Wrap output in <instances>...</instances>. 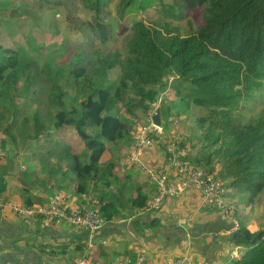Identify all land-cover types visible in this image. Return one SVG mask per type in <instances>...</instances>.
I'll list each match as a JSON object with an SVG mask.
<instances>
[{"label":"trees","instance_id":"1","mask_svg":"<svg viewBox=\"0 0 264 264\" xmlns=\"http://www.w3.org/2000/svg\"><path fill=\"white\" fill-rule=\"evenodd\" d=\"M180 1L183 10L203 8V25L183 34L179 27L140 18L123 51L113 46L114 25L136 5L149 8L143 0H80L85 16L76 6L73 16L51 24L57 32L61 26L80 32L85 46L72 52L65 41L47 54L26 42L32 52L26 57L0 42L3 143L5 134L13 150L28 151L43 171L54 169L50 177L65 163L76 174L78 191H86L98 178L108 144L128 142L171 87L182 111H203L192 129L203 154L197 164L211 171L220 165L217 177L236 198L254 204L264 194V0ZM113 4L117 16L111 15ZM73 138L84 144L82 152L68 143ZM107 202L99 212L110 222L117 210ZM233 239L245 249L229 264H264L263 229L242 227Z\"/></svg>","mask_w":264,"mask_h":264},{"label":"crops","instance_id":"2","mask_svg":"<svg viewBox=\"0 0 264 264\" xmlns=\"http://www.w3.org/2000/svg\"><path fill=\"white\" fill-rule=\"evenodd\" d=\"M168 91L161 94L165 109L158 107L161 118L167 115L165 123L162 118L163 134H151L157 137H153V146L145 151L143 160L158 171L168 172L171 183L179 185L181 179L168 152L173 136H184L178 143L184 160L197 164L196 159H202L203 154L195 132L177 124L178 118L187 119L189 114L180 106L173 107L175 93ZM132 136L133 132L126 143L108 144L99 162L98 178L87 184L86 191H78L76 174L67 172L65 163L58 175L50 177L54 169L43 171L39 159H35V167L29 166V158L26 162L8 143L3 147L0 139V203L46 204L53 196L63 195L71 203L99 210L102 202L109 201L117 210L110 222L93 233L65 221L50 226L41 220L26 224L11 210L0 209V264H73L79 258H87L89 264H115L119 260L135 264L142 251H146L147 264H166L170 257L185 254L191 256L190 264H229L239 257L244 248L233 239L232 222L222 218L217 209L204 207L203 195L194 186L168 199L158 211L147 209L157 185L138 166L129 164ZM78 142L73 148L82 152L84 144ZM52 160L57 162L55 157ZM220 169L216 163L213 172L217 175ZM227 190L241 229L264 230V210L259 204L263 197L247 205L245 199L236 198L234 190Z\"/></svg>","mask_w":264,"mask_h":264},{"label":"built area","instance_id":"3","mask_svg":"<svg viewBox=\"0 0 264 264\" xmlns=\"http://www.w3.org/2000/svg\"><path fill=\"white\" fill-rule=\"evenodd\" d=\"M162 100L163 97L160 95L154 101L149 118L135 127L132 136V148L128 155L129 164L138 166L157 185L156 194L148 202L147 209L151 211L160 210L168 199L180 196L182 191L191 185L202 193L204 207L217 209L222 218L232 222L230 231L232 233L239 232L241 225L235 217L234 206L229 200L228 190L224 182L208 167L189 162L181 157L182 153L178 143L184 136L182 138L180 135L173 136V140L168 146V152L171 155L169 160L181 179L179 185L171 183L168 172L158 171L144 162L145 151L154 143L151 134L155 132L163 134V128L156 125L152 120V116L157 112ZM0 209L11 210L21 217L26 224L41 220L46 226H50L65 221L87 228L93 233L101 230L108 223L98 208L83 203H71L63 195L53 196L46 204L23 206L13 201L4 202L0 203ZM146 261V251H142L135 264H147ZM190 262L191 256L185 254L180 257H170L166 264H190ZM73 264H89V262L87 258H79ZM115 264H128V261L119 260Z\"/></svg>","mask_w":264,"mask_h":264},{"label":"rangeland","instance_id":"4","mask_svg":"<svg viewBox=\"0 0 264 264\" xmlns=\"http://www.w3.org/2000/svg\"><path fill=\"white\" fill-rule=\"evenodd\" d=\"M44 1H51L53 3L47 4ZM55 2L59 3L55 4ZM72 3H74V5H72ZM143 3L145 7H150L145 10V8L142 9L136 5L131 8L125 20L118 19V23H120L119 27L114 25L115 29H117V40L113 44L115 49L124 50L125 42L127 36H129L131 26L134 21L140 18L147 21L152 20L153 22L170 24L172 27H179L181 28L183 34H189L191 30L199 28L204 23L203 8L183 10L180 8V0H143ZM76 6H78L77 13L85 16L86 13H84L81 8L82 5L80 4V0H0V42L6 45L15 46L24 55L32 54V52L26 48V42H28L34 50L43 52L42 54L53 52L55 47L64 41L66 42V46L69 48L68 50L70 52L74 50L73 48L77 50L81 46H85V43H81V41L77 38L80 32L72 30L68 31L66 27L63 29L62 26L61 31L57 32L53 29V25H51L54 22L56 23L57 21H60L62 16H65V18L68 14L69 16H73L76 12ZM110 7L112 13L111 15L117 16L115 4ZM55 57L56 59L58 58V56ZM170 88L171 87H168V92L173 93L174 90ZM165 105L166 103L163 104L162 100L160 104L161 109H165ZM172 105L175 107V103ZM34 108L35 105L33 106V109ZM259 109L260 106L256 105L253 111H259ZM188 114L187 119L178 118L177 124L184 127L187 126V131L190 132L193 131L192 129L195 124V117L203 114V111L193 107L189 110ZM162 118L165 123L167 115L164 114L163 116L162 114ZM0 134L2 135V133ZM3 140L5 144L4 146L7 145L6 141L9 146H11L5 134H3ZM78 141L79 139L73 138L70 139L68 143L72 146L74 144L75 146H78ZM14 147L15 146H11V148ZM78 149L82 150L80 147H78ZM16 153L19 156H23V159H26L27 162L28 151L18 149ZM35 162L36 160H31L29 162V166L35 167ZM260 198V209L264 210L263 193L259 195L257 200ZM239 247H241V249H245L244 245H240Z\"/></svg>","mask_w":264,"mask_h":264},{"label":"water","instance_id":"5","mask_svg":"<svg viewBox=\"0 0 264 264\" xmlns=\"http://www.w3.org/2000/svg\"><path fill=\"white\" fill-rule=\"evenodd\" d=\"M152 120L156 125L162 127V118H161L160 109H158L157 112L152 116Z\"/></svg>","mask_w":264,"mask_h":264}]
</instances>
